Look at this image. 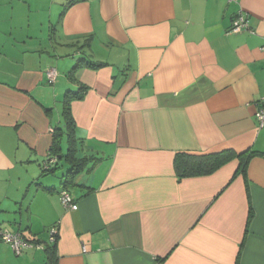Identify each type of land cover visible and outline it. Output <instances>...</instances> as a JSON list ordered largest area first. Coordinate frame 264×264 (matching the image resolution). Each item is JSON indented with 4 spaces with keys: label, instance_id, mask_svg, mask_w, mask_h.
Masks as SVG:
<instances>
[{
    "label": "crops",
    "instance_id": "obj_1",
    "mask_svg": "<svg viewBox=\"0 0 264 264\" xmlns=\"http://www.w3.org/2000/svg\"><path fill=\"white\" fill-rule=\"evenodd\" d=\"M31 1L0 5V225L30 243L0 240V264H47L51 228L53 264H264V158L174 169L178 152L264 150V0ZM240 11L251 31L229 32ZM80 84L70 209L65 135L59 174L41 163Z\"/></svg>",
    "mask_w": 264,
    "mask_h": 264
},
{
    "label": "trees",
    "instance_id": "obj_2",
    "mask_svg": "<svg viewBox=\"0 0 264 264\" xmlns=\"http://www.w3.org/2000/svg\"><path fill=\"white\" fill-rule=\"evenodd\" d=\"M77 1L78 0H67L64 3L60 16L64 14L67 8H69L72 4ZM80 60L83 61L86 66L93 68H98L104 64L95 63L84 58ZM86 90L87 87L83 84H80L76 90H69L65 92L62 107V115L65 122V129L58 126L55 127L53 131L52 144L49 148L46 158L41 163V169L43 173H53L55 171L57 158L58 156H61V154L59 155V151L61 149V141L63 136L65 135V140L67 141L68 147L67 152L64 156L67 158V160H69L71 168H69L65 173L61 175L62 181L59 195L63 189L67 190L68 186L74 184L75 176L78 174L83 164H85L84 158L76 159L74 157L75 151L73 149V146H71L74 142V120L71 115L70 102L72 99L82 98ZM255 156H261L264 158V150H256L252 147H249L239 152L229 148L217 152L201 154L178 152L175 154L174 157V169L178 179L194 176H204L215 172L217 169H219L221 166L228 163L229 161L237 159L238 167L233 177L236 174H242L243 176H245L247 165L249 161ZM51 158H54L55 160L53 162H50ZM38 242L39 241H37L36 243ZM43 250L47 251L48 253L47 264H53V255L55 251L54 242L50 244L45 243Z\"/></svg>",
    "mask_w": 264,
    "mask_h": 264
},
{
    "label": "built area",
    "instance_id": "obj_3",
    "mask_svg": "<svg viewBox=\"0 0 264 264\" xmlns=\"http://www.w3.org/2000/svg\"><path fill=\"white\" fill-rule=\"evenodd\" d=\"M248 30L251 31L250 24H249V19L247 15L244 12H237L236 15L234 16L231 25L229 27V32H240ZM56 70L51 68L47 71V80L49 83H53L56 79ZM255 120L258 123L259 128L264 127V99L260 100L258 102L257 109L255 111ZM55 159L51 158L50 162H53ZM60 198L63 206L65 208H70V209H76L77 205L74 203L71 194L63 189L60 192ZM57 236V229L56 228H51L49 231V241L54 242ZM0 240L9 244L12 250L14 251L15 254H20L23 249L26 247L30 246V243L25 241L19 232H12L9 229L3 227L0 225ZM37 246H42L37 245ZM43 247V246H42Z\"/></svg>",
    "mask_w": 264,
    "mask_h": 264
},
{
    "label": "rangeland",
    "instance_id": "obj_4",
    "mask_svg": "<svg viewBox=\"0 0 264 264\" xmlns=\"http://www.w3.org/2000/svg\"><path fill=\"white\" fill-rule=\"evenodd\" d=\"M34 1H41V0H32L31 1V3H33ZM42 1H44V0H42ZM9 4V0H0V5L1 6H6V8L8 9L9 8V6H10V4ZM11 5H17V3H16V1H13V3L11 4ZM2 9H5V7H1ZM59 12V8L57 7L56 8V13H58ZM59 168H57L56 170H55V173H57V174H59ZM47 233H48V231H47Z\"/></svg>",
    "mask_w": 264,
    "mask_h": 264
}]
</instances>
